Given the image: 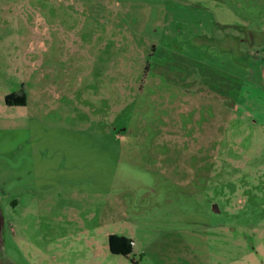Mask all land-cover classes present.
<instances>
[{"label":"rangeland","instance_id":"1","mask_svg":"<svg viewBox=\"0 0 264 264\" xmlns=\"http://www.w3.org/2000/svg\"><path fill=\"white\" fill-rule=\"evenodd\" d=\"M0 212L6 264H264V0H0Z\"/></svg>","mask_w":264,"mask_h":264},{"label":"flooded vegetation","instance_id":"2","mask_svg":"<svg viewBox=\"0 0 264 264\" xmlns=\"http://www.w3.org/2000/svg\"><path fill=\"white\" fill-rule=\"evenodd\" d=\"M3 227H4V221L2 219L1 212H0V264H6L5 261H4L3 251L1 250V247H2V244H3V241H2Z\"/></svg>","mask_w":264,"mask_h":264},{"label":"trees","instance_id":"3","mask_svg":"<svg viewBox=\"0 0 264 264\" xmlns=\"http://www.w3.org/2000/svg\"><path fill=\"white\" fill-rule=\"evenodd\" d=\"M109 240L112 242L113 240H116V237L111 236Z\"/></svg>","mask_w":264,"mask_h":264},{"label":"crops","instance_id":"4","mask_svg":"<svg viewBox=\"0 0 264 264\" xmlns=\"http://www.w3.org/2000/svg\"><path fill=\"white\" fill-rule=\"evenodd\" d=\"M225 98H226V97H225ZM225 98H224V99H225ZM220 99L222 100V98H220Z\"/></svg>","mask_w":264,"mask_h":264}]
</instances>
